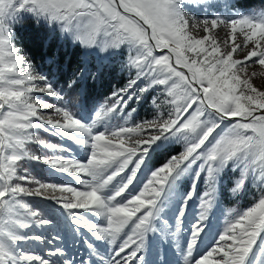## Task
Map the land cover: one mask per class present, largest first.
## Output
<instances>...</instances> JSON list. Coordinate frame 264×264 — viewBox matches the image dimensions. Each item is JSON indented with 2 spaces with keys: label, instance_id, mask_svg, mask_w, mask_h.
Listing matches in <instances>:
<instances>
[{
  "label": "snow or ice",
  "instance_id": "1",
  "mask_svg": "<svg viewBox=\"0 0 264 264\" xmlns=\"http://www.w3.org/2000/svg\"><path fill=\"white\" fill-rule=\"evenodd\" d=\"M198 2L188 0L189 4ZM185 7V0H0V264H57L23 247L29 241H45L42 234L23 230L33 225L52 227L56 220L55 216L41 217L23 197L53 202L67 210L65 215L76 226L74 233L88 231L92 239L83 242L91 255L79 264H149L148 237L165 231L156 224L167 203L179 197L175 216L179 232L202 173L208 177V190L198 196L200 209L192 224L188 257L211 226L210 213L223 173L234 174L233 194L253 183L264 192V90L252 82L256 73L247 72L251 64L264 67V12L197 21ZM27 18L48 28L53 36H70L73 43L97 53L110 56L125 44L131 50L125 67L134 76L111 94V105L95 111L90 123L73 111L78 106L73 99L38 72L25 50L17 46L15 25ZM221 26L229 30L223 40L215 35ZM197 31L203 35H195ZM157 49L167 51L156 55ZM245 49L243 57L236 58ZM76 83L72 80L71 86ZM157 86L165 87L175 110L167 120L145 122L158 134L144 138V125L93 132L103 117L130 107L131 101L138 102ZM39 94L59 104L41 100ZM225 124L223 134L217 132ZM38 131L63 137L72 145L45 143L37 138ZM134 134L139 138L128 146L125 138ZM173 137L184 140V151L163 167L149 170L150 179L138 194L124 195L141 167H147L150 153ZM30 143L67 155L42 158L29 150ZM73 146L84 151L83 158L72 155ZM26 161L68 173L87 190L31 179L23 166ZM192 165L197 166L192 186L181 193L177 181ZM63 193L72 196L65 198ZM74 209L102 217L105 224L94 223ZM129 225L131 234L125 232ZM98 244L111 247L107 258L100 254ZM258 252L264 254V195L229 220L213 237L209 250L191 264H264ZM214 254L218 258L213 259ZM48 255L66 253L58 246ZM59 264L76 261L68 258Z\"/></svg>",
  "mask_w": 264,
  "mask_h": 264
},
{
  "label": "rangeland",
  "instance_id": "2",
  "mask_svg": "<svg viewBox=\"0 0 264 264\" xmlns=\"http://www.w3.org/2000/svg\"><path fill=\"white\" fill-rule=\"evenodd\" d=\"M185 4L186 13L195 16L197 21L212 19L217 15L224 19L227 18L230 13L248 15L251 13L264 12V8H242L237 5V0H199L198 3L191 4L188 3V0H185ZM26 26H28V28L33 26V33L36 34L40 41L47 36L44 38L46 44L52 41L57 50L61 47L64 56H67L74 46L80 47L78 58L75 59L74 69L69 75L70 83L74 79H76L77 82H80L78 84L80 95L84 91L87 83H90L92 86H94L95 83H99L104 88L111 85L113 90H110V94H112L114 91L124 87L130 76H134V72H130L125 67L129 56L132 54L126 44L113 51L110 56L105 52L97 53L91 49H85L83 45L73 43L70 36L66 38L64 36H53L48 28L37 25L31 18H27L22 23L15 25L14 32L17 46L24 50L25 48L23 45L19 43L23 42L21 33L24 31L22 28H26ZM228 31L227 28L221 26L215 30V35L219 40H223L226 38ZM194 34L200 36L203 35V32L197 31ZM237 40L238 42L243 43L239 36ZM250 47L251 44H249V48ZM247 50L248 49H245L243 52H240L236 58L243 57ZM166 51L157 49L155 54L160 55L166 53ZM25 52L33 61L35 69L41 74L48 76L49 79L54 82L58 90H63L66 98H68L69 95H67V90L62 82H60L61 69L57 64L56 57L51 55L47 56L46 63L43 65L40 62L34 61L26 50ZM247 72L249 74L253 72L256 73L252 78V82L254 86L264 90V67L258 64H251L247 68ZM90 73L91 75H89ZM114 83H117V85L114 86ZM110 96L111 95L106 97L105 100H102V104L98 102L95 103V105H92L91 110H87L84 102H77L81 99L72 97L77 100L75 104L78 105L73 108V111L78 112L86 122L90 123L91 119L94 118L95 111H99L102 105H111L113 103ZM39 99L47 100L54 106L59 104V101L47 94H39ZM168 99L169 97L165 87L157 86L149 92L142 94V98L138 102L131 101L130 107L103 117L102 120L95 125L93 132L102 131L109 127L115 128L116 126L131 128L136 125H144V132L142 133L144 138L149 134L156 135L158 133L149 129L145 122H153L158 119L167 120L169 118V113H174L175 111L174 107L168 103ZM153 101H155V103H153ZM133 108H135L134 112L132 111ZM44 111L47 112V110ZM224 130H226V124L221 125V128L217 129V132L223 134ZM213 135H216V133H213ZM37 138L49 144L72 145L71 141L65 140L63 137L50 136L47 133L39 131L37 132ZM138 138L139 137L134 134L132 137L125 139L128 146H132V142ZM28 147L32 153L40 155L42 158L52 159L56 156L67 155L65 153L54 152L52 149L43 147L42 144L30 143ZM177 148H179V151L175 152ZM184 149L185 142L182 138L173 137L170 138L169 141H165L162 147L156 148L159 153H163L165 158L164 163L157 168L163 167L172 156H179ZM153 152H151L150 155ZM72 155L75 158L80 159L83 158L85 153L79 148V146H73ZM23 166L28 169L31 179L40 180L41 182H64L72 187L78 188L80 191L87 190L85 186L81 185L79 181L75 179V177L68 173H60L52 169L49 165L37 161H26ZM149 170H152L151 163L147 164V167L142 166L137 173L136 181H134L133 185L130 186L129 191L124 195L130 196L131 194H138L139 190L142 189L143 184L147 182V179H150ZM196 170L197 166L192 165L189 171L177 181L176 187L179 192L183 193L190 190L193 183V175ZM222 175L223 183L217 185L216 198L210 213L211 226L206 233L201 235V239L198 240L194 247L191 257L187 256V244L191 238L192 224L197 218L200 209L198 196L208 190V177L205 173H202L200 179L196 181L197 195L193 196V199L190 200L187 205L185 217L183 218V223L179 232L176 231L175 227L176 210L180 207L179 197H174L167 203L164 214H162L160 220L156 224L157 228L165 229V231L150 233L148 237V261H150L151 257L152 260H155V264H163L164 260L170 262V264H191L193 260L198 259L201 254L209 250L213 237L223 229L229 220H231L236 214L246 211L258 201L261 195H264V192H262L259 186L255 183L249 185L244 192L233 194L230 189L234 186L232 184L234 174L231 171H226ZM82 178L87 179V177ZM57 195H60V193H57ZM62 195L65 198H71L72 196L70 193H63ZM22 199L24 203L31 205L34 210L38 211L41 217L45 219H51L53 216L56 217L54 226L52 227L33 225L30 229L23 230L28 232L29 235L42 234L45 237L44 242L29 241L25 243L23 247L32 249L36 254L44 256L45 258L57 261V264H59V261L68 258H72L75 261L77 258L81 260L84 253L88 250L83 242L84 239H92L89 236L88 231L86 229H80L79 234L74 233L73 229L76 226L67 218L64 213L65 210L60 206L54 205L53 202L47 199L40 197H23ZM117 199L120 198L118 197ZM37 200H45L51 204V206L44 208L35 207L34 202ZM73 211L94 223L105 224L102 217L89 214L85 210L74 209ZM163 221H167V225H165ZM130 228L131 225L125 228V232L131 234ZM121 235L123 237V233ZM57 236L60 238L56 239ZM119 242L120 241L118 240L117 243ZM58 246L65 249L66 255L63 257L49 256L48 253ZM98 247L100 254L107 258L108 254L111 252V247L104 244H98ZM105 249H107V251H105ZM257 254L261 256V259H264V254H260L259 252ZM89 255H91L90 252ZM215 258H218L217 254H214L213 259ZM93 259H95V257H93ZM33 264H38V262H33Z\"/></svg>",
  "mask_w": 264,
  "mask_h": 264
},
{
  "label": "trees",
  "instance_id": "3",
  "mask_svg": "<svg viewBox=\"0 0 264 264\" xmlns=\"http://www.w3.org/2000/svg\"><path fill=\"white\" fill-rule=\"evenodd\" d=\"M237 5L245 9L264 8V0H237ZM32 28L33 26L31 28H28V26H26V28H22L24 30L21 33L23 42L19 44L23 45L25 50L36 62H40L41 64L45 65L46 57L51 55L56 57L59 68L62 67V64H65V67L61 68L60 82H62L65 89L67 90V95L71 97L81 98L86 108L89 109L94 104V102L98 101V99H102L104 95L109 93V91L111 90V85H108L106 88H104L99 83L95 84L94 86L90 85V83H87L81 95L78 91V84H76L73 88H68L69 72L74 68L75 59L78 58V54L80 53V47L74 46L71 51H69V54L67 56H64L61 47L57 50L55 48V44L52 41L46 44L44 38H46L47 36H45L40 41L37 38L36 34L33 33ZM176 151H179V148H177L175 152ZM150 157L151 158L147 161V164L151 163L153 167H157L164 162L163 153H159L157 150H155L150 155ZM45 205L48 204L42 200H37L35 202V206H37L38 208H43Z\"/></svg>",
  "mask_w": 264,
  "mask_h": 264
},
{
  "label": "bare ground",
  "instance_id": "4",
  "mask_svg": "<svg viewBox=\"0 0 264 264\" xmlns=\"http://www.w3.org/2000/svg\"><path fill=\"white\" fill-rule=\"evenodd\" d=\"M164 51H166V50H164Z\"/></svg>",
  "mask_w": 264,
  "mask_h": 264
},
{
  "label": "crops",
  "instance_id": "5",
  "mask_svg": "<svg viewBox=\"0 0 264 264\" xmlns=\"http://www.w3.org/2000/svg\"><path fill=\"white\" fill-rule=\"evenodd\" d=\"M89 50V49H88ZM89 52V51H88Z\"/></svg>",
  "mask_w": 264,
  "mask_h": 264
}]
</instances>
